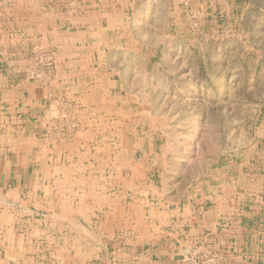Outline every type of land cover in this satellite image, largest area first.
I'll return each instance as SVG.
<instances>
[{"label": "rangeland", "instance_id": "374dc122", "mask_svg": "<svg viewBox=\"0 0 264 264\" xmlns=\"http://www.w3.org/2000/svg\"><path fill=\"white\" fill-rule=\"evenodd\" d=\"M242 7L232 0H0V142L77 167L82 157H95L100 133L112 178L123 173L129 184L141 173L129 193L158 187L161 203L192 207L216 189L233 199L236 188L235 204L247 203L244 191L251 189L264 206V36L249 37L248 21L237 20ZM258 40L262 50L254 54L249 42ZM72 95L85 112L105 109L103 130L92 131L95 116L79 112ZM100 95L108 104L95 100ZM87 99L95 101L83 106ZM26 142L32 147L23 148ZM124 198L144 216L153 206L159 211V197ZM239 212L250 229L264 223V212L242 206ZM9 214L25 224V213ZM128 224L121 238L134 253L126 231L135 223ZM194 251L215 253L216 263L226 264L219 251L200 248L170 261L202 264L190 261ZM126 259L111 264L135 261Z\"/></svg>", "mask_w": 264, "mask_h": 264}, {"label": "crops", "instance_id": "0c3cea01", "mask_svg": "<svg viewBox=\"0 0 264 264\" xmlns=\"http://www.w3.org/2000/svg\"><path fill=\"white\" fill-rule=\"evenodd\" d=\"M232 2L246 5L236 13L237 20L248 21L249 37L264 36V0ZM249 43V51L254 54L262 50L261 41L258 40V45ZM75 96L72 95V99H78L79 112L95 116L90 123L92 131L103 130L107 116H101L104 112L100 111L105 109L88 106L85 112L81 98ZM96 99L108 104L104 95ZM95 100H84L83 106H86L85 102ZM0 143V264H47L43 262L45 260H55L56 264H90L93 259L111 264L113 258H134L133 264H149V261L150 264H173L172 260L186 254L190 248L219 251L226 264H264V223L258 230L250 229L239 212L241 206L248 211L264 212V206L254 202L251 189L244 191L249 199L241 204H235L236 197L241 195L236 188L231 190L233 199L224 197L223 191L216 189L211 191V195L205 193L204 198L192 207L165 200L161 203L163 193L158 187L128 192V185L133 186L134 180L140 181V172L134 174L129 184L123 173L112 178V172L107 169L112 160L110 154L105 153L107 159H102V156L98 159V155L96 158L82 157L83 161L77 167L72 162L60 166L62 156L59 159L56 156H38L30 149L21 155L10 147L13 144ZM31 144L26 142L23 148H31ZM95 144L92 143L91 148ZM125 159L119 157L118 161L122 164ZM53 160L55 165L52 166L49 161ZM90 161L98 164L103 183L96 182L99 173L92 171ZM112 179L113 182L117 180L118 187H112ZM25 192L27 199L22 202L21 195ZM144 195L159 197V211L153 206L150 217L144 216L143 208L136 206L137 209L132 210L131 205L123 204L127 200L124 197ZM112 196H119V201L117 198L112 200ZM19 201L22 205L17 204ZM228 202L231 205H225ZM16 204L19 209H16ZM231 207L232 212L229 211ZM17 211L21 215L25 213L26 218L22 220L25 224L9 214ZM129 212L137 214L129 216ZM128 222L135 223L132 232L126 231V235L134 237V253L132 250L129 252L127 241L121 238L129 227ZM116 238L119 240L117 245L113 244Z\"/></svg>", "mask_w": 264, "mask_h": 264}, {"label": "bare ground", "instance_id": "6f19581e", "mask_svg": "<svg viewBox=\"0 0 264 264\" xmlns=\"http://www.w3.org/2000/svg\"><path fill=\"white\" fill-rule=\"evenodd\" d=\"M16 107V106H15ZM96 137V140L100 141V143L102 144L99 148L97 147L96 149H94V153H95V157L96 155L98 156H102V159H107V155L105 154V147H106V139H105V136L106 135H100L99 133H96L95 135ZM79 148V147H78ZM77 152V151H76ZM79 153V152H78ZM79 155V154H78ZM94 155V154H93ZM90 164L92 165L91 167L94 168V173H99V176L97 175V178L100 179H104V177L102 176L101 174V171H100V168L98 169V164H96L94 161L91 162L90 161ZM100 166V165H99ZM105 173V172H104ZM41 183V182H40ZM37 205V204H36ZM31 209V208H30ZM41 211V210H40ZM42 212V211H41ZM3 223V222H2Z\"/></svg>", "mask_w": 264, "mask_h": 264}, {"label": "built area", "instance_id": "2783aa9c", "mask_svg": "<svg viewBox=\"0 0 264 264\" xmlns=\"http://www.w3.org/2000/svg\"><path fill=\"white\" fill-rule=\"evenodd\" d=\"M219 258L220 257L215 253H200L198 251H194L189 257L190 261H198L202 262V264H218L216 262Z\"/></svg>", "mask_w": 264, "mask_h": 264}]
</instances>
